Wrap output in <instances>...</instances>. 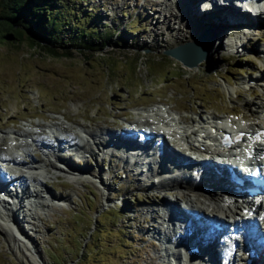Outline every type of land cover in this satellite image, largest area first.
<instances>
[{
    "label": "rangeland",
    "instance_id": "1",
    "mask_svg": "<svg viewBox=\"0 0 264 264\" xmlns=\"http://www.w3.org/2000/svg\"><path fill=\"white\" fill-rule=\"evenodd\" d=\"M79 1L80 16L94 8L92 24L112 38L100 53L85 57L72 51V57L58 59L28 43H0V135L30 129L47 138V128L63 124L80 133L76 140L83 146L88 130L124 134L130 126L149 127L148 117L134 113H147L148 107H166L185 121L215 115L237 126L251 122L247 104L263 98L260 11H249L257 18L253 26L229 18L232 23L218 26L220 21L203 19L199 12L195 18L201 21L188 18L181 0ZM196 22L203 29L216 28V40L199 64L183 66L165 50L192 42ZM232 40L239 41L235 50ZM170 141L173 150H183ZM95 146L86 145L82 161L74 156L73 166L83 169L75 179L57 176L53 169L45 178L38 171L45 186L30 182L29 187L39 190L41 198L25 199L21 222H9L0 233V264H164L150 230H164L162 198L181 203L179 190H161L157 179L136 175L130 163L123 167L118 152L102 155ZM31 155L46 158L40 151ZM154 209L159 214L153 218Z\"/></svg>",
    "mask_w": 264,
    "mask_h": 264
},
{
    "label": "bare ground",
    "instance_id": "2",
    "mask_svg": "<svg viewBox=\"0 0 264 264\" xmlns=\"http://www.w3.org/2000/svg\"><path fill=\"white\" fill-rule=\"evenodd\" d=\"M183 1L182 4H185L186 7V14L184 10V15H186L188 18H194L195 21L199 22L201 20H198L195 17H200L199 13H201V17L203 19H215V21L219 22L217 25L225 23V20L227 23H237L242 22L243 24H257L258 22L253 23L254 20L252 16L249 13V10H252V14H257V11H260L261 14H264V4L263 3H251V2H241V0H181ZM195 1V2H194ZM194 2V3H193ZM231 3V9L227 10L225 7L228 6V4ZM196 4V5H195ZM245 8V9H244ZM245 10V11H244ZM191 12V14H194L192 16L188 15V13ZM199 12V13H198ZM206 16H205V15ZM218 16V17H217ZM229 19L232 20L230 22ZM218 19V20H216ZM247 20V23H244V20ZM259 20V19H258ZM213 21V22H215ZM195 23L194 28L192 29L194 32L192 33L193 41L195 42L200 35L202 34V31L207 30L208 25H204V28L202 27V24ZM211 22V23H213ZM250 22V23H249ZM262 22V21H260ZM202 23V22H201ZM210 30L213 34L217 35L216 28L209 26ZM215 30H213V29ZM192 41V42H193ZM215 43V41H214ZM239 41L238 40H232L229 44L231 46V49L235 50L238 48ZM213 49V46L208 51L211 53ZM251 80V79H250ZM249 83V82H248ZM254 83V82H252ZM256 83V82H255ZM263 90V98L258 99L254 102H251L250 104H247V110L250 114V116L253 118L251 122L244 123L242 125H235L233 121H226L221 118H218L217 116H209L207 118L200 117L199 120L190 118L189 121L183 120V117L174 116L173 113H169V111L166 110V107H155L148 109V113L150 116V119H147V122L152 121L153 117L160 116L162 123L165 124L163 120V114L168 115L170 118L167 119V122L165 127L168 130L176 129L178 133L176 135H171L173 138L177 139L183 146L190 149V151L197 153H203V148L206 150H211L210 143L215 142L217 144L221 143L223 135L226 134L228 131H231L233 133L234 137H237L239 133H242V137L238 141H234L233 145L231 146V151H238L243 150L245 154H248L251 156V154L254 155V159L257 160V162L260 161V159L264 156V134H262L260 137L256 135V132L264 129V75H262L260 80V86ZM167 105V104H165ZM147 112V111H146ZM161 114V115H159ZM66 117V116H65ZM36 126V125H35ZM61 127L64 126L63 124L60 125ZM39 128H41V125H38ZM64 128H66L64 126ZM68 129V128H66ZM211 130V131H210ZM71 133H74L73 130H69ZM100 132L95 133L91 130H88L87 135L89 137V140H93L92 144H95L96 147L99 149L100 154L102 155H112L115 156V153H119V158L123 160V167L126 165H129V163L133 166V168L138 171L136 175H142L147 177V175L152 176L151 173H155L156 171L164 172V175H162L163 178L160 177V188L161 190H167L169 187L174 188V190L179 189L182 191V197L184 199L180 200L181 202L185 203L187 207L191 210L194 216H201L203 219V222L198 221L197 225L200 228L192 238L186 237V235H183L184 233V227H175L171 229H167V232L164 233L161 232L160 229H157L154 227L152 232L155 235H158L160 238H163L165 241V244L168 242L167 240L170 239V242L174 246V250L170 249L169 246L166 247L167 251H170L173 259L177 261V263L183 259L184 257H188L186 254H184L183 249L185 246H188L194 242L199 241L204 242L202 246H206L205 242H207V237L204 236V232L206 231L208 227V219L214 218V221L216 223H220L221 225H227V228L233 229L235 227L241 228V230L244 231V234L247 233V229L256 227L257 222L253 219H246L249 218L250 215L253 213H256L253 209L254 207L262 209L264 208L263 203L257 204L253 201L251 203L246 202V205H242L241 202L236 198L237 195L234 190H236V185L232 183V181L229 180V178L224 174L223 178L216 177V174L212 173L214 172L211 168H209V164L206 166L203 165V163L199 162H193L191 165H193V169L191 170H182L180 167L183 166L184 163H187L188 160L184 158L183 155L180 154L177 150H173L171 144H169V141L163 134V132H159L157 135L150 134L151 142L149 144H144L145 146L149 145L148 152L143 158H140L142 155V150L139 152L140 155L135 153H127L122 149L121 143L124 145L126 143V135L130 132L125 131V134L117 133L109 131L108 129H102L99 130ZM213 131L215 133H213ZM14 136L16 142H9L6 137L3 135H0V162L5 167L0 166V177H4L3 182L7 178H11V180L17 179L20 182H24V187L21 193H16L18 195H11L13 198L17 197L18 201L14 207H11L10 205L0 206V233H5L7 231V225L9 226L8 218L9 216L12 217V219L15 221V223H20V217L19 214L23 211L24 207V200L25 199H32L34 197H39L40 192L39 190H31L30 187L26 186L25 182H33L35 186L38 184V186H45L44 183H41V179H39L37 176H35V172H46L44 175L45 178H51L50 173L53 169L56 173H58L57 176L60 174L65 175L67 178L75 179L77 176H79V172L83 171L81 168H76L73 166V161L70 160L67 157H64L62 152L68 148V145L74 147L77 145V133L73 134V138L71 142L67 141H60L56 136V142L59 145L58 147L51 145L50 143L40 142V145L46 147V158L44 160H37L33 155H31L32 151L29 149V144L26 142L25 137L27 136L30 139L39 138L38 132H33L29 130H12L10 132L5 133ZM144 135L146 132L143 133ZM130 135H133L132 132H130ZM157 136V138H155ZM140 138H138V141ZM20 140V141H19ZM105 141V142H104ZM136 141L137 143H139ZM158 141V142H157ZM67 142V143H66ZM104 142V143H103ZM158 144V146L154 149L155 144ZM88 144V143H87ZM86 144V145H87ZM85 146V152L87 150ZM102 146V148H101ZM81 147V146H80ZM81 147V148H82ZM15 148L17 149V152H15ZM145 148V147H144ZM94 155L95 151L93 148H90ZM156 149L159 150L160 154H164L166 158L169 159V163L162 162L161 156L157 158L155 156ZM71 151V149H69ZM105 152V153H104ZM104 153V154H103ZM50 156H49V155ZM65 154V153H64ZM100 156V155H99ZM24 157V158H23ZM184 159H183V158ZM23 158V159H22ZM29 158L30 162L28 163L25 159ZM182 158V159H181ZM180 162V164L176 167V165ZM13 163L14 166H12L10 163ZM28 163V166L25 167L30 171L28 176H25V174L20 173L23 163ZM203 167V173L198 170ZM198 170V171H197ZM197 171V174H196ZM82 176V175H81ZM152 178V177H150ZM158 178V177H157ZM10 180V181H11ZM4 184V186H3ZM5 184L2 183L0 185L1 192H5ZM104 187L107 189L108 186L103 182ZM155 184V183H154ZM11 185L7 183V188H9ZM11 190V189H10ZM12 191V190H11ZM229 192V193H228ZM50 193V192H49ZM51 194V197L54 198V200H59L56 195ZM181 192L179 193V195ZM5 196H10L7 193L4 194L2 199L6 198ZM1 197V196H0ZM63 199V198H61ZM162 202L166 205L167 208L172 207L176 201L173 204V201L166 200L164 197L162 198ZM64 200V199H63ZM179 200V199H178ZM257 204V205H256ZM0 205H3L0 203ZM161 205V206H162ZM164 206V207H166ZM164 207L162 208V211L164 212ZM182 206H180L181 208ZM184 208V207H182ZM170 210V209H168ZM158 212V213H157ZM159 211L153 210L151 216L154 218L155 215H158ZM226 217L230 219H234V224H228ZM207 221V222H206ZM196 222V221H195ZM204 223V224H203ZM195 224V223H193ZM179 225V222H176V226ZM10 228V227H9ZM25 235V232H22ZM243 233V232H242ZM206 234V233H205ZM183 244V245H182ZM200 246V248H202ZM256 247H262L260 253V258L256 259L253 258V260L258 261L260 264H264V243L263 241L261 243H257ZM242 248V247H241ZM186 249V248H185ZM187 250V249H186ZM209 250V248H208ZM213 252V251H212ZM225 259H230L231 255V249L229 250L228 246L225 245ZM206 253L202 257L204 264H217L218 261L213 259L212 257H209V253L207 252L206 247ZM199 257V258H200ZM198 258V257H197ZM195 259L202 261L200 259ZM233 262L230 264H239L240 258H238V255H235V257L232 258ZM192 263V261H190ZM187 263H189L187 261ZM172 264V263H171ZM218 264H222V262H218Z\"/></svg>",
    "mask_w": 264,
    "mask_h": 264
},
{
    "label": "trees",
    "instance_id": "3",
    "mask_svg": "<svg viewBox=\"0 0 264 264\" xmlns=\"http://www.w3.org/2000/svg\"><path fill=\"white\" fill-rule=\"evenodd\" d=\"M79 0H0V43H28L39 53L55 58L85 57L102 52L112 33L102 34L92 18L95 9L80 16ZM79 264V263H78Z\"/></svg>",
    "mask_w": 264,
    "mask_h": 264
},
{
    "label": "water",
    "instance_id": "4",
    "mask_svg": "<svg viewBox=\"0 0 264 264\" xmlns=\"http://www.w3.org/2000/svg\"><path fill=\"white\" fill-rule=\"evenodd\" d=\"M216 34L209 29L202 31L200 37L194 42L178 44L172 49H166L165 53L177 59L183 66H194L206 58L208 51L216 40Z\"/></svg>",
    "mask_w": 264,
    "mask_h": 264
}]
</instances>
